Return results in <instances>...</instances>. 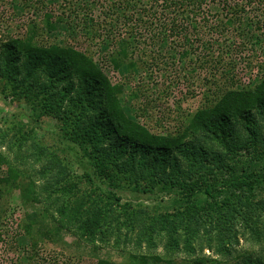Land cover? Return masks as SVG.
Wrapping results in <instances>:
<instances>
[{
    "label": "trees",
    "instance_id": "1",
    "mask_svg": "<svg viewBox=\"0 0 264 264\" xmlns=\"http://www.w3.org/2000/svg\"><path fill=\"white\" fill-rule=\"evenodd\" d=\"M261 1L13 0L15 13L28 8L41 16L21 24L26 26L24 33L0 40V91L32 103L39 115L56 120L62 143L83 170L79 181L88 188L80 190L68 182V168L61 167L63 195L84 194L91 202V207H81L84 220L67 218L72 203L83 195L62 206L60 195L52 192L49 205L26 222L25 231L59 235L65 226L96 244V234L117 229L112 212L134 209L121 192H165L173 196L170 204L155 206L157 214L145 212L155 217L140 232L166 226L165 249L188 255L178 264H219L221 259L204 253L206 247L226 255L222 259L226 264H264V250L227 260L236 252L229 240L236 239L239 229L259 235L257 227L261 218L264 221V60L257 66L260 78L250 86L239 84V65L233 62L243 38L250 39L260 27L249 12ZM211 3L218 9L215 14ZM96 10L99 16L94 15ZM59 25L67 32L64 38L41 42L42 35L55 33ZM122 25L126 31L117 34L115 29ZM142 28L157 29L164 45L161 52H150L151 60L143 58L148 52L138 44ZM179 35L172 43L189 46L174 50L179 62L201 48L204 54L198 61L214 73L218 87L207 89L203 107L174 131L164 132L141 120L145 110L129 115L132 104L125 106L121 100L126 83H113L99 62L75 45L85 37L130 79L150 66L157 71L166 67L167 55L171 56L166 50L174 49L171 39ZM217 77L224 79V87ZM2 235L0 230V240ZM135 257L139 264H176L158 255ZM102 260L98 264H104Z\"/></svg>",
    "mask_w": 264,
    "mask_h": 264
},
{
    "label": "rangeland",
    "instance_id": "2",
    "mask_svg": "<svg viewBox=\"0 0 264 264\" xmlns=\"http://www.w3.org/2000/svg\"><path fill=\"white\" fill-rule=\"evenodd\" d=\"M12 1L0 0V40H5L8 35L24 33L26 26L21 24L41 16L28 8L23 13H15ZM70 1L72 0H66V3ZM61 2L63 0H60ZM255 6L250 10L249 17L253 22L259 23L260 27L255 29L250 39L247 36L243 38L244 45L240 44V48L235 50L238 57L235 56L237 60H233L239 65L240 73L237 80L241 86L254 85L258 81L260 73L257 66L264 60V3L261 1L260 5ZM209 8L211 14L218 11L215 4H209ZM57 10L60 13L62 9ZM94 15L99 16L100 11L96 10ZM63 29L65 28L59 25L55 33L42 35L41 42L44 41L46 44L58 42L67 34ZM125 31L123 25L115 29L117 34ZM159 33L155 28L138 30V44L142 51L148 52L143 58L151 60L150 52H161L163 49L164 45L158 38ZM152 35H155V40ZM179 39L180 35L173 36L171 46L174 49L172 51L165 49L166 52H171V56L167 55L170 58L166 59V67H161L157 71L152 70L150 66L148 70H142L130 79L120 74L105 59L98 46L89 43L85 37L80 36L75 45L78 49L87 50L99 62L113 83H126L121 100L125 106L132 104L129 115L136 109L140 112L145 110L146 115L143 114L141 120L151 128L164 132L174 131L183 119L192 116L203 107L206 104L207 89L218 87V84H215L214 73L209 71V67L202 68L198 61L204 54L201 48L195 49L197 55L192 53L186 61L179 62L175 51L189 48L187 44L172 43ZM248 62L251 64L248 65ZM220 81L224 87V79ZM136 92L138 97L135 95ZM132 93L135 96L128 99L127 95ZM157 119L159 122L156 123ZM63 141V135L55 119L39 115L32 103L20 101L12 94L6 97L0 91V230L3 233L0 240V264H98L99 259H103L104 264H139L137 262L139 259L135 257L138 254L158 255L164 260H173L176 264L183 263L188 255L184 252L173 254L165 249V244L169 240L166 226L157 227L156 231L145 229L140 232L143 225L155 217L153 214L148 216L145 212L157 214L159 210L153 211L155 206L170 204L173 196L165 192L147 194L121 192L123 201L131 202L134 209L128 212L122 210L112 212L113 227L117 229L108 234H96V244L85 240L76 231L65 226L59 235L53 230V234L25 231L26 222L36 218L38 211L42 212L44 210L42 208L49 205V194L52 192L53 196L60 195L58 202L62 206L69 203L70 199L83 195L82 199L72 203L67 218L84 220L81 207L88 208L89 205L91 207V202L84 194L69 197L63 195L59 183L60 178H65L62 175L65 173L59 174L61 167L68 168L65 171L71 178V180L66 178L68 182L76 184L80 190L88 189L79 181L83 180V170L72 158ZM260 148L263 149L261 145ZM252 215L254 218V214ZM262 221L263 218L257 227L259 235L252 229L240 228L238 233L236 232L238 234L236 239L229 240L230 246H233L232 249L236 248V252L228 256V263L247 252H263L264 221ZM179 232L184 237L183 230L179 229ZM43 236L48 238L42 240ZM144 237L150 241H145ZM153 242L156 243L155 247L151 246ZM213 249L206 247L204 253L221 259L219 264H226L222 261L226 255L217 254Z\"/></svg>",
    "mask_w": 264,
    "mask_h": 264
}]
</instances>
